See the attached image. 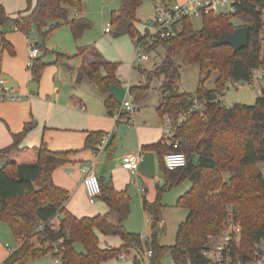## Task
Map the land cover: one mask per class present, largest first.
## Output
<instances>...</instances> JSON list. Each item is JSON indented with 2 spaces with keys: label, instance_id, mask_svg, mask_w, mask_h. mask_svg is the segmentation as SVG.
Here are the masks:
<instances>
[{
  "label": "trees",
  "instance_id": "obj_1",
  "mask_svg": "<svg viewBox=\"0 0 264 264\" xmlns=\"http://www.w3.org/2000/svg\"><path fill=\"white\" fill-rule=\"evenodd\" d=\"M144 0H122L121 7L112 12L111 25L128 22V33L135 38L138 9ZM259 0H242L238 10L229 14H204L203 27L196 29L191 18L183 21L181 31L175 36L157 38L150 49L163 47L166 56L151 75L139 67L147 81L138 86H130L129 93L134 102L140 104L150 89L154 76L163 75L160 86L161 98L156 112L176 118L189 109L194 99L209 102L203 108L194 110L181 124L175 126L174 142L161 141L146 146L159 154V165L164 184L157 183L156 198L153 202L143 198L144 210L151 216V237L145 241L141 234L129 231L126 221L131 213L127 191H118L112 184L100 179L102 195L109 212L94 217L79 218L69 212L65 204L70 197L68 190L59 187L53 179L54 172L71 161L77 151H53L43 142L40 146L22 147L26 134L32 129L27 123L20 133L14 134L11 145L0 150V222L10 225L18 246L3 264H27L31 259H39L51 254L60 255L62 264H102L119 258L130 250L137 252L134 264H145L142 250L151 249L150 264H160L161 257L169 252L173 264H212L204 255L211 248L212 238L222 235L225 224L233 220L242 228L241 247H232V263L239 256L237 264H250L257 258V244L264 238V87L253 105L236 103L227 107L222 101L211 103L219 95H224L229 82L245 83L255 69L264 68L262 47L264 30L257 10ZM83 0H37L35 8L10 16L0 4V66L3 53L9 50L15 55L14 47L6 40V34L19 30L29 35L36 28L42 38H46L61 23L69 24L73 38H81L92 28L87 18L73 17L72 12L83 9ZM239 17L250 28L249 45L234 52L230 45L217 46L216 40L230 35L237 27L232 19ZM42 54L34 59L31 66L32 80L40 83L45 69L51 64H66L84 56L87 52L97 54L95 44L81 46L74 55L52 51L45 44H35ZM183 54L184 64H198L204 78L200 80L195 93L180 92L177 81L180 72L175 67L174 57ZM54 60L47 62L46 57ZM119 64L115 62H93L79 69V77L87 76L95 84L104 98L108 114L121 109L112 92L113 86L121 84L118 78ZM217 72L215 87L206 86L212 72ZM1 74V70H0ZM124 115V112L122 113ZM107 133L89 132L85 149L98 153L97 145ZM114 138L109 140L106 151L108 159L115 152ZM184 152L187 164L177 169H169L164 162L167 152ZM230 175L226 180L224 174ZM189 180L191 188L182 194L177 206L189 210L186 219L178 226L176 241L171 246L159 243L161 215L165 207L164 194ZM115 213L117 221L112 222L109 214ZM59 216L60 224L53 226ZM44 225V231L36 233V228ZM97 231L104 235L117 236L122 240L118 248H103ZM35 237V240L33 238ZM82 244L83 251L76 248ZM57 250V253L55 252Z\"/></svg>",
  "mask_w": 264,
  "mask_h": 264
},
{
  "label": "crops",
  "instance_id": "obj_2",
  "mask_svg": "<svg viewBox=\"0 0 264 264\" xmlns=\"http://www.w3.org/2000/svg\"><path fill=\"white\" fill-rule=\"evenodd\" d=\"M176 1L185 4L191 0ZM0 4L5 7L10 16L16 17L20 12L35 8L37 0H0ZM84 9L85 4L80 12L74 10L72 16L86 18L83 15ZM154 17L155 9L154 15L148 20L143 33L149 30ZM136 22L135 26H137ZM57 23H61L60 27L71 29L69 24L57 20L52 21L50 25ZM34 30L33 28L29 35L19 30H12L6 34V40L14 47L16 55L12 56L7 51L4 52L0 66V78H4L12 92L23 96V99L19 101L0 100V150L11 145L14 141L13 135L23 131L25 125L31 123L32 129L23 138L22 147L40 146L45 142L49 149L53 151H77L71 156L69 163L59 167L54 172L53 179L57 186L69 191L70 197L65 207L79 218L94 217L109 212V208L102 198H99L95 204L89 202L83 184L82 167L90 162L95 163L101 180L112 184L118 191H127L130 204L131 196L129 193L134 190L139 191L141 202L143 198L153 202L157 194L156 185L158 182L160 183V178L156 174V168L159 165V154L156 150L147 149L146 146L157 143L164 137L162 120L159 115L156 114L157 118L155 116L149 117L143 112L134 118L131 126L124 125L120 127L112 117L107 115L104 98L98 87L91 83L87 76L82 75L79 77V69L83 65H89L93 62L114 61V58L108 56L96 44L97 54L87 52L81 58L74 60L72 66L51 64L45 69L40 83L33 82L32 74L28 68V61L29 48L35 46L37 41ZM88 31L77 40L73 38L77 47L76 52L70 51L71 53H67L61 50L60 52L69 55L76 54L79 47L88 45L84 39ZM125 32L128 33V22L122 21L116 26L115 33L121 34ZM110 33H112V29L107 32V34ZM47 49L56 51L51 46L47 47ZM130 58H132L131 55L128 58V63L131 61ZM121 59L126 58L123 57ZM53 60L52 56L46 57V61L49 63ZM117 75L121 80L122 76L119 67ZM114 87L116 86L112 87V92L118 100L121 94L118 90L114 91ZM263 87L264 81H261L259 83L261 92ZM93 131H103L109 134L110 140L114 138L116 148L111 158L108 159L106 149L95 153L91 149L84 148L88 133ZM139 150L144 151V161L138 171L132 173L124 169L122 165L124 155L135 153ZM3 165L4 162L1 161L0 167ZM110 217L113 219L114 215L110 213L109 219L111 220ZM162 225H165L163 218ZM97 234L100 237V245L103 248L115 249L122 244V240L118 237L119 241L118 245H116L117 236L104 235L99 231H97ZM3 250L4 253L0 254L1 264L11 253L6 251L5 248ZM47 256L37 260L47 258ZM115 260L118 261L117 259ZM116 261L110 260L102 264H116Z\"/></svg>",
  "mask_w": 264,
  "mask_h": 264
},
{
  "label": "rangeland",
  "instance_id": "obj_3",
  "mask_svg": "<svg viewBox=\"0 0 264 264\" xmlns=\"http://www.w3.org/2000/svg\"><path fill=\"white\" fill-rule=\"evenodd\" d=\"M83 2L85 4L83 15L86 16V18L90 20L92 23L91 30H89L84 37L85 42L88 45L96 44V46L104 50L108 56L114 58V61L113 60L111 61L119 64V71L121 72V76H122L120 80L121 84L119 86L114 87V91L118 90L120 92L121 96L120 99L118 100L119 102L123 103L129 96V92H128L129 86H138L141 82L145 83L148 80L146 75L143 77V75L139 70V67L147 70L152 75L155 69L163 62L166 56V51L163 47H157L155 49L148 48L146 49L147 50L146 52L149 54L150 60L145 62H136L137 53H136V46L133 37L127 32L116 34L115 33L116 26L111 25L112 12L116 11L118 8L121 7L122 0H83ZM153 15H154L153 1L144 0L142 6L138 9L137 12L136 27L138 28V32L140 33L144 32L145 25L148 24V20H150L153 17ZM192 20L196 29H201L203 27V20L201 16H194ZM232 22L236 26H240L244 24L243 20L239 17H234L232 19ZM50 27L51 25L49 24V27L47 29H50ZM106 27H110L112 29V33L107 34V32L105 31ZM34 29H35L34 34L36 35L37 38L36 43L43 45L45 44L46 47L51 46V48L59 52L60 50L65 51L67 53L76 52L77 47L75 45L71 29H69L68 27L58 28L57 30L49 34L45 39L41 37L39 31L36 28ZM262 47L264 49V39L262 42ZM6 51L9 54H11L9 50H5L4 52ZM11 55L15 56L16 54L15 55L11 54ZM130 55L132 58H130L131 61L130 63H128V58ZM123 57H125L126 59H121ZM174 64L175 67L180 72V78L177 81V87L179 91L186 93H195L199 88L200 80L205 77L204 74L201 73L199 65L184 64L182 53H179L174 57ZM216 77H217V72L216 71L212 72L211 76L206 81V86L208 88L215 87ZM163 78H164L163 75L159 77L154 76L152 78L150 82V89L147 95L145 96V98L141 101L140 109L137 112H135L134 118L143 112H145V114L148 115L149 117L155 116V118H157L156 106L158 104L159 98L162 95L160 86L162 84ZM260 82L261 81H257L254 84L240 83L239 88H234V87L231 88V92L229 94H226L225 97L223 98V104L227 107L233 106L236 103L253 105L256 101V98L261 94V89H259ZM118 125L120 127L124 125L131 126L132 124L127 122H121ZM156 174L160 178V184H164L163 181L165 179H163V174L161 172L160 165H158L156 168ZM224 176L226 180H228L230 177L228 173H225ZM190 188H191V182L187 180L181 183L180 185L168 190L164 194L162 200L165 207L162 211L161 219L162 218L164 219L165 225L161 226L158 236V240L161 245L171 246L175 243L178 226L181 222H183L186 219L187 214L189 212V210L186 208L178 207L177 201L179 197L185 192H187ZM129 194L131 196L132 213L130 214L128 220L125 223L126 228L131 232L139 233L143 235V237L145 238L144 240L149 241L151 237V224H150L151 216L143 208V204L141 202V195L139 191L134 190L132 193L130 192ZM112 215H114V218L112 219V217H110L111 220L113 222H116L117 216L115 217V213H112ZM116 238H117L116 245H118L119 240L118 237ZM220 239H221V235L212 238L210 244L211 247H213L215 243L218 242ZM233 244H234L233 249L235 251H238L241 247V237L237 240H234ZM8 246H10L13 249H16V247L18 246V240L13 235L10 225L6 222H0V254L4 253L3 250L4 248L6 251L11 252L8 249ZM76 248L79 251H83V246L80 243L76 245ZM129 253L130 254L128 259L122 260L119 258H115L118 261H116L115 259H112V261H116V264H134L136 251L130 250ZM142 256L145 258V260H147L146 256L144 255V252H142ZM238 259L239 256H236L235 263H230V264H237ZM27 264H62V263L56 262V258H54L51 254H49L47 258H43L40 260L31 259L28 261ZM147 264H150V262L147 261ZM160 264H173L172 257L169 252H166L161 257Z\"/></svg>",
  "mask_w": 264,
  "mask_h": 264
},
{
  "label": "built area",
  "instance_id": "obj_4",
  "mask_svg": "<svg viewBox=\"0 0 264 264\" xmlns=\"http://www.w3.org/2000/svg\"><path fill=\"white\" fill-rule=\"evenodd\" d=\"M242 0H191L189 3H180L176 0H153L155 17L149 26V30L145 33H137L134 41L136 46V62H145L150 60L149 54L146 52L150 45L157 38H167L175 36L181 31L183 21L186 18H193L194 16L203 17L204 14H229L233 15L238 10V4ZM260 5L257 10L260 13V22L264 30V0H259ZM17 30V29H16ZM111 28H106V32H110ZM41 54L39 48L32 46L29 48V61L28 67L31 68L34 63V59L38 58ZM257 81H264V68L255 69L248 82L254 84ZM240 83L229 82L224 95H219L216 99L211 100V103H218L223 101L226 94L231 92V88H239ZM130 88V86H129ZM128 88V92H129ZM258 92V90H257ZM23 96L14 94L12 89L6 84L4 78H0V100H22ZM209 102L207 99L200 101L197 97L194 99L193 105L178 114L176 118L165 115L162 118V128L164 130V138L169 144L174 142L175 126L186 121L188 116L196 109L203 108L204 104ZM140 109V104L134 102L133 95L129 93L128 98L122 103L121 109L115 111L112 116L116 123L127 122L133 124L134 115ZM124 112V115L122 114ZM110 140V136L107 133L101 142L97 145L98 151L106 149L107 144ZM144 161V151L139 150L135 153L126 154L122 158L123 168L136 173ZM165 165L169 169H177L184 167L187 164V156L184 152H167L164 154ZM83 172V184L86 189V193L91 204H95L102 195V189L100 184V177L97 173L96 165L94 162L85 164L82 167ZM143 191H145L143 189ZM54 228L60 224V217L57 216L52 222ZM44 231V225H39L36 228V233ZM242 229L240 225L236 224L233 220H228L225 224V228L221 235V239L215 243L211 248L206 249L203 253L210 260L212 264H230L233 259L230 255L232 247L234 246V240L241 237ZM35 240V237L33 238ZM257 258L250 264H264V238L257 245ZM8 249L12 252L13 248L8 246ZM136 251V250H135ZM57 253V250L55 251ZM140 253V251H136ZM144 255L147 260L144 259L145 264L151 255L153 254L151 249H143ZM127 253H122L119 259H128ZM56 262H61L60 255L54 256ZM240 264V263H239Z\"/></svg>",
  "mask_w": 264,
  "mask_h": 264
},
{
  "label": "water",
  "instance_id": "obj_5",
  "mask_svg": "<svg viewBox=\"0 0 264 264\" xmlns=\"http://www.w3.org/2000/svg\"><path fill=\"white\" fill-rule=\"evenodd\" d=\"M250 28L246 25L237 27L230 35L214 42L217 46L230 45L234 52L243 49L249 45ZM264 39V37H263ZM264 127V122L261 123Z\"/></svg>",
  "mask_w": 264,
  "mask_h": 264
}]
</instances>
